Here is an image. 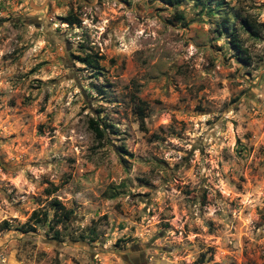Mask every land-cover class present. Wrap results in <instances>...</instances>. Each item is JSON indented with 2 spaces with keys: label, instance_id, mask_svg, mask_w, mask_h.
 <instances>
[{
  "label": "rangeland",
  "instance_id": "1",
  "mask_svg": "<svg viewBox=\"0 0 264 264\" xmlns=\"http://www.w3.org/2000/svg\"><path fill=\"white\" fill-rule=\"evenodd\" d=\"M246 18L264 0H0V264H264V29ZM53 198L62 240L19 230Z\"/></svg>",
  "mask_w": 264,
  "mask_h": 264
},
{
  "label": "trees",
  "instance_id": "2",
  "mask_svg": "<svg viewBox=\"0 0 264 264\" xmlns=\"http://www.w3.org/2000/svg\"><path fill=\"white\" fill-rule=\"evenodd\" d=\"M161 1L165 4H168L170 6H175L180 4L183 0H158ZM194 1L195 3H199L201 5L204 4V0H190ZM180 20H183L182 16H179ZM241 27L243 30H245L249 36L253 38H258L260 36L261 31L264 29V24L263 23H258L256 21H252L250 18H246L244 20L240 21ZM222 31L223 33L227 34L229 33L230 37V46L232 49L236 52L237 58L242 61L243 63L247 64L248 60L240 56L243 50L241 49V46L239 45V42L237 38L235 37L234 34V29H230L226 26H223ZM79 61L85 65L86 67H89L91 69H97L98 68V61H99V56L97 55H91V54H86L83 57H78ZM136 100V114L139 116V120L141 123H143V120L145 118V109H146V103L139 99L138 97H134ZM89 128L90 130L94 133L95 137L97 139H102L104 137V132L101 130L98 126V124L94 120L89 121ZM56 187H54L52 184L49 185L45 189V193L47 195H50L56 191ZM49 207L52 210V214L50 216L49 210H33L32 213L30 214L29 218L27 221L22 224L19 228L24 233H29V232H35L38 227H43V226H48V231L52 232L51 238L56 241H60L63 238V235L61 231H59L57 228L59 226H63L66 228V225L69 223L73 216V211L72 209H67L59 200L56 198H53L49 202ZM6 228L9 227L10 225L8 222H3V224ZM92 233L90 234H80L77 237L73 238L74 240H89V241H94V237H92Z\"/></svg>",
  "mask_w": 264,
  "mask_h": 264
}]
</instances>
